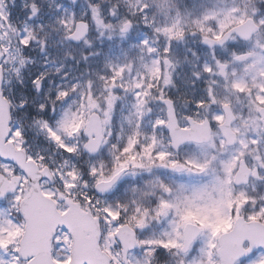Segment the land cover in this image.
<instances>
[{"label":"snow or ice","instance_id":"obj_1","mask_svg":"<svg viewBox=\"0 0 264 264\" xmlns=\"http://www.w3.org/2000/svg\"><path fill=\"white\" fill-rule=\"evenodd\" d=\"M0 264H264V0H0Z\"/></svg>","mask_w":264,"mask_h":264}]
</instances>
